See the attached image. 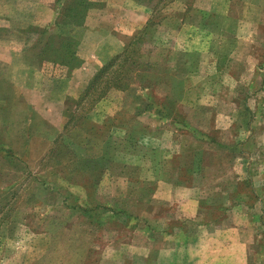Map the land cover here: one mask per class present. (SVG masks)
<instances>
[{
  "label": "crops",
  "instance_id": "1",
  "mask_svg": "<svg viewBox=\"0 0 264 264\" xmlns=\"http://www.w3.org/2000/svg\"><path fill=\"white\" fill-rule=\"evenodd\" d=\"M74 1L77 0H20V41L0 38V63L5 68L15 69L20 77V84H15L8 75L0 74V127L8 122L5 116L9 110V96L16 94L11 88L13 85L19 88L20 104H29L30 111L35 114L32 120L36 118L38 125H49L56 131L55 137L67 130L66 134L71 137L84 135L83 141L88 132H95L97 140L98 136L102 138L101 142H96L100 148L111 150L113 138L125 143L127 149L112 148L116 151L113 160L116 164L132 167L131 172L104 171V182H109L107 178L112 179L109 183L118 195L128 191L133 184L138 187L149 184L151 209L164 207L165 213L156 211L154 215L142 218L127 214L120 208V200L107 202L113 219L123 214L126 223L135 225L128 241L119 239L108 245L117 264H128L132 257L143 261L135 264H264V170L259 167L252 170L257 177L256 184L251 181V190L257 193L255 198L244 194L238 199L240 195L233 197L232 193L226 199L223 196L221 200H215L211 193L224 195L226 188L215 180V175L219 174L214 168L202 165L201 159L198 165L188 168L175 164L184 152L182 135L185 129L190 135L184 137H189L191 142H215L198 129V120L203 121L202 117H207V124L213 129L227 130L236 124L238 119L234 112L240 110L241 105L233 96L237 89H229L233 88V82L240 81V77L231 67L218 66L220 55L217 51L222 48L229 49L227 52L234 50L230 56L224 55L225 61V57L229 59L238 52L248 61L253 57L251 61L255 62L249 67L252 77H261L259 71H264V65L259 68L258 55L250 52V48L259 46L256 35L260 23H250L244 18V24L229 30L227 26L233 27V23H227L223 25L225 39H219L214 23L186 19V8L178 7L169 18L148 25L150 20H155L160 10L158 4L163 0H86L90 6L80 8L82 21L79 19L81 23H74L69 17ZM248 9L249 6L246 12ZM203 11L194 9L191 15H203L205 19L206 12L211 13ZM7 14L8 10L0 0V29L7 26L4 17ZM229 20H232L231 16H225L224 21ZM146 26L150 32L145 35L142 46L159 43L161 47L171 48L168 60L171 81L160 79L156 92V96H161L162 104L151 102L152 94L147 98L144 96L148 94L149 86L140 89L142 101L135 105L124 102L125 94L133 85L126 89L113 88L90 111L79 116L78 123H72L71 118L79 109L80 95L95 73L121 54ZM46 48L48 54L42 58L40 55L45 54ZM67 52L72 53L73 64L66 62L67 59L55 61L65 58ZM199 71L202 79L207 80L201 86L195 82ZM212 78L223 79L224 96L233 103L220 101L218 106L211 108L214 112L210 117L209 112L213 111L210 110L211 99L217 92L216 81L212 83ZM249 87L252 88V83ZM114 96L121 99L115 101ZM245 109L251 111L253 108ZM181 127L185 129L181 130ZM240 132L235 137L236 143L245 145L250 139L253 141L248 136L242 138ZM84 141L88 142V139ZM256 155L261 154L257 151ZM192 157L197 159V155ZM232 158L245 160L240 153ZM246 167L236 172L240 175L237 176L239 183L229 179L227 190L237 188L243 192L240 185L248 181V174L244 175ZM233 171L231 168L230 173ZM224 176L227 177L225 173ZM143 219L149 225L136 228ZM175 223L179 224L176 228L172 225ZM185 223H192V228L186 230ZM137 230L145 237L139 243L135 241Z\"/></svg>",
  "mask_w": 264,
  "mask_h": 264
},
{
  "label": "rangeland",
  "instance_id": "2",
  "mask_svg": "<svg viewBox=\"0 0 264 264\" xmlns=\"http://www.w3.org/2000/svg\"><path fill=\"white\" fill-rule=\"evenodd\" d=\"M1 2L9 15L4 16L8 22L7 26H2L0 29V38L5 41L9 39L20 41V0H1ZM248 6L249 9L246 12ZM178 7L186 8L188 15L186 19L188 17L196 22L214 23L217 27L216 36L219 35V39H225L223 34L227 23H233V27L227 26L228 30L244 24V18L250 23H260L261 28L258 30L257 38L255 37L259 38V46L252 50L250 48V52L258 55V66L263 67L264 0H163L161 4H158L160 10L155 16L154 23L162 21L164 17L169 18V15L174 14ZM198 8L202 9V13L203 10L211 13L206 12L205 19L203 15L192 16L191 12ZM208 14L209 18H207ZM225 16H231L232 20L224 21ZM173 18H176L175 15ZM169 50L171 48L161 47L159 43L142 46L141 58H137V63L130 66L133 70L130 74L134 77L133 88L125 94V103L140 104L142 101L140 89L144 90L145 86H149L148 89L146 88L148 94L145 93L144 96L147 98L152 94L151 102L162 104L163 100L161 96H156V92L160 79L170 82L172 78L168 69V60L171 57ZM228 50L222 48L217 51L220 55L217 58L220 62L223 61V64L220 65L219 62L218 66H227V69L231 67L240 77L238 79L240 81L233 82V88L229 89L232 91L237 89V93L233 96L236 103L240 102L241 109L233 112L238 120L232 128L227 130L213 129L212 126H208L206 116L202 117L203 121L198 120L200 124L198 129L214 138L213 143L203 140L191 142L189 137L185 138L190 134L181 127V130L185 129L183 138L180 137L184 142V152L175 164L188 168L191 165H198L201 159L202 165L214 168L219 174V176L215 175V180H219L221 187L226 188L223 191L224 195H215L210 192L215 200H221L223 196L226 199L232 193L233 197L236 194L240 195L238 199L244 197V194L253 199L257 193L251 190V181L256 184L257 177L252 170L257 167L264 170V71H259L261 77H252L253 72L249 67L255 62V60L251 61L254 58L248 61L238 52L234 53L231 59L225 57L227 61L230 60L227 62L224 60V55L230 56V53L234 51L227 52ZM44 51L45 54L40 55L42 58L46 57L48 48ZM137 72L145 78L141 80L135 75ZM1 73L8 75L15 84L16 82L20 84V77H17L18 73L12 67L5 68L0 63ZM199 74H201L200 71L195 76V78L198 77L195 82L196 85L201 86L202 82L207 80L202 79L203 76ZM222 80L211 79L212 83L216 81L217 92L211 99L210 110L218 106L220 101L233 103L231 99L226 100L224 96L226 88ZM250 83L252 88L249 87ZM11 88L16 94L11 96L10 93L8 114L3 112L8 122L0 127V264H117L116 257L113 256L114 252L112 253L113 250L108 245L119 239L128 241V237H131L130 232L135 231L133 227L135 225L126 223V216L123 214L113 219L112 214L108 212L107 202H112L113 199L120 200V208L125 209L127 214L142 218L152 216L156 211L158 214L165 213L162 209L164 207L159 208L156 205V209H151L152 203L150 204L149 201H152V197L149 184L144 186L140 184L139 187L133 184L128 191L118 195L113 192V186L109 183L112 179L107 178L109 182H104V171L131 172L132 167L116 164L113 160L115 149H127L124 142L113 138L110 150L100 148V144L96 142L98 140L101 142L102 138L98 136L97 140L95 132H88L85 135L88 142L84 141L85 139L82 141L84 135L71 137L68 133L66 134L67 130L61 131L55 137L56 131L49 125H42V123L38 125L36 118L32 120V115L35 114L30 111L29 104L21 103L22 107L19 88H14L13 85ZM118 97L113 98L116 101ZM246 107L253 109L248 111ZM77 111L75 120H72L74 124L78 123L79 116L84 115V112ZM212 112L214 110L210 111L208 116L211 117ZM219 116L221 117L217 115ZM246 123L249 124L246 125ZM239 132L242 133V138L248 136L253 138V141L250 139L245 145L236 143L235 137ZM52 139H55L54 142L50 141ZM257 139H259L258 143H256ZM114 146L116 147L113 150ZM257 151L261 155H256ZM236 153L243 155L245 160L232 158ZM193 154L197 155V159L192 157ZM245 166L247 167L244 175L248 174V181L240 185L241 188L243 187V192L240 193L237 188L234 189L238 193L227 190L230 178L233 182L238 180L239 183L240 179L237 176L240 175L236 172ZM231 168L234 170L233 173H230ZM81 183L84 187H81ZM147 224L143 219L136 224V228L145 227ZM172 225L176 228L179 224ZM184 225L187 226L186 230L193 226L192 223ZM138 232L137 230L135 234L137 243L145 240L144 234ZM136 262L143 261L141 258L133 259L132 257L128 264Z\"/></svg>",
  "mask_w": 264,
  "mask_h": 264
},
{
  "label": "trees",
  "instance_id": "3",
  "mask_svg": "<svg viewBox=\"0 0 264 264\" xmlns=\"http://www.w3.org/2000/svg\"><path fill=\"white\" fill-rule=\"evenodd\" d=\"M89 6V1H74L72 3V8L69 10L71 21L74 23H81L83 15L79 12L81 10L80 8L87 9ZM79 19L81 21H79ZM153 22L154 20H150L148 25L151 26ZM148 32L149 26H146L121 54L113 58L95 73L80 95L78 101L79 111L87 113L99 100L104 98L111 89H126L133 84L134 77L132 76L133 74H130L131 72L133 73V70L130 66L137 63V58H141L143 39ZM65 59L69 60L66 62L73 64L71 52H67L65 58L55 61L65 62ZM135 75L139 76L141 80L145 78L144 75L141 76V73L138 74V72ZM74 116H72L71 120H75Z\"/></svg>",
  "mask_w": 264,
  "mask_h": 264
}]
</instances>
